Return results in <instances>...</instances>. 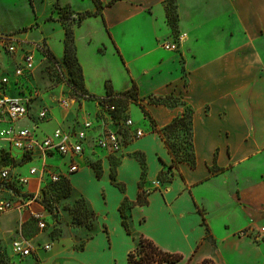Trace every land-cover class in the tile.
<instances>
[{
	"label": "crops",
	"instance_id": "1",
	"mask_svg": "<svg viewBox=\"0 0 264 264\" xmlns=\"http://www.w3.org/2000/svg\"><path fill=\"white\" fill-rule=\"evenodd\" d=\"M100 1L104 5L100 13L93 2L88 3L84 9L96 14L72 28L75 56L90 98L78 100L68 92H60L58 97L44 92L34 53L37 46L24 39L25 33L16 35L17 51L12 54L0 45V76L10 77L7 94L38 90L28 118L16 122V127L32 129L37 138H43L57 128L74 134L86 121L92 122L83 154L74 158L77 171H68L71 156L56 152L45 159L32 155L26 172L14 170L29 178L21 186L27 194L40 192L50 173L67 178L97 218L94 233L80 248L73 246L79 240L73 236L45 250L43 246L51 243L40 230L31 239L42 251L35 264H128L129 254L142 237L181 256L164 264H202L205 260L264 264V233L260 232L264 227V0H174L175 26L167 19L169 0H117L109 6L110 0ZM56 24L59 36L54 39L52 29L41 28L40 41L61 59L65 31L61 22ZM145 28L151 34L152 47L130 58L124 39L141 44ZM177 34L185 35L178 50L159 46ZM55 40L57 45L52 43ZM29 53L34 55V70L15 76V69ZM142 56L152 60L138 70L136 63ZM114 65L127 79L123 87H117ZM132 86H137L138 102L146 111L137 101L114 100L118 112L115 120L106 122L108 114L100 102ZM148 96H172L184 104H156ZM63 98L69 100L67 107L61 104ZM187 107L193 111L194 165L185 159L184 151L175 163L162 135ZM44 108L47 117L40 119L38 114ZM126 118H131L133 128L142 129L144 136L132 138V132L123 126ZM8 125L0 121V129ZM106 129L124 134L119 153L94 145ZM2 148L17 161L25 159L6 141H0ZM31 168H37L38 173L29 175ZM11 192L8 188L2 194ZM32 208L33 204L28 207L30 217ZM16 212L21 213L5 214ZM20 228L14 217L0 216V250L1 244L10 242L6 232L18 236ZM242 231L250 234L242 237ZM259 235L261 239L255 240ZM18 259L29 260L16 264H33L34 256Z\"/></svg>",
	"mask_w": 264,
	"mask_h": 264
},
{
	"label": "rangeland",
	"instance_id": "2",
	"mask_svg": "<svg viewBox=\"0 0 264 264\" xmlns=\"http://www.w3.org/2000/svg\"><path fill=\"white\" fill-rule=\"evenodd\" d=\"M92 2L93 0H0V35H6V34L18 35L19 33H25L22 34L24 39L26 38V40L28 39V41L35 43L37 49L35 48L36 51H34V53L35 55L38 56L37 65L39 67L38 69L41 70L40 71L41 83L43 85V88L45 89L44 92H49L51 96L58 97L60 92L63 93L68 92L71 97L76 98L78 100L82 98L87 99L86 97L87 95H81L82 93L77 91L80 90L81 85L79 84L74 85L72 82L69 81L70 73H69V68L65 63V56H64L65 44H64V55L61 59H58V57L52 53V51L45 45V43L40 41V37L42 35L41 28H43L44 30L52 29L50 31V34L53 35L54 39L59 36V30H60V26L56 24V21L61 22V28H63L64 31L66 24L73 32L72 29L73 26L81 22L79 21L80 15H83L86 12H90L84 8L89 7L88 3H92ZM100 12L101 10H99V13ZM167 19L168 21L170 20V24L172 23V25L175 26L177 17H176L174 0H169ZM95 29L97 28H93L92 30ZM145 30L147 31V34L145 33L146 36H142L140 40L141 44H139L140 42L135 43L133 41H129L128 39H124L123 45H125L126 48H128L127 50L131 52L129 54L130 58L133 57V53L134 54L136 53V56H138L139 53L144 54L146 52V48L152 47L151 34L147 28H145ZM99 31L101 32V30ZM180 36H183L181 41L183 42L185 40V35L177 34V36L174 39H165L161 41L159 46L162 47L163 44L165 43L168 42L171 43L172 40L174 42L178 41ZM96 38H98V35L96 36ZM99 40L100 41L104 40V38L100 37ZM64 41H65V37H64ZM52 43L54 45H57L58 40H55ZM105 46H106V42H104L102 47L104 48ZM139 46L144 48L141 49ZM72 47H73V54L71 55V57L75 56L74 41ZM49 54H52L53 58H51ZM90 54L92 53H88L87 56L90 57ZM151 60L152 58L150 56L147 57L142 56V58L138 60L139 63H136L137 64L136 69L138 70H142V68L144 69L146 63L151 62ZM109 66L111 67L110 64ZM74 71H75L76 79L79 83L80 71L76 65H74ZM112 72L117 78L118 81L117 87L125 86L127 79L123 75L122 71L119 70L117 65L116 66L114 65V69ZM12 84H14V80H12ZM62 84L67 87H62ZM20 90L21 91L15 92L14 98L20 99L22 97L21 94L29 95L26 91L22 89ZM28 91L31 92L32 90H28ZM117 96L118 97L121 96L120 99H116L117 101L118 100L122 102H124L125 100L137 101V105L140 106V108L143 109V111H146L141 106L142 105L141 102H138L139 100L141 101V99L138 96L137 86H132L129 90L120 92L119 94H117ZM131 96H133L132 97L133 99L131 98ZM155 98H156L155 96L147 97V99H149L150 102L154 101ZM171 103L172 105L175 104L179 105L181 102L178 100L177 102L170 101V104ZM174 131L176 130L164 131L162 133L163 139L166 140L168 143L178 146L179 148L181 142H183L184 140L181 137L179 138L181 134H176L174 133ZM184 146H186V144H184ZM12 158L14 159L10 161L11 167L14 168L15 170L20 169L23 172L27 171V167L31 166L30 163H32V160L34 159L31 158V156L28 157L26 156L25 159L21 161H17L19 159L16 158L17 159L16 160L15 157L13 156ZM26 164L27 166H25ZM45 169L46 168L44 167V171ZM37 173L38 171L36 172V174ZM50 179L48 177L44 178L43 182L41 183L42 185L40 192H38L37 194L27 195L29 199L33 200L29 204V206L33 204L32 209L34 211L31 212H39L43 215L45 222V227L43 229L39 227L38 221L32 215L30 217L29 215L30 213L28 211L29 206L26 208V211L25 210L22 211L23 209L22 210L17 209V211L21 213L16 212L12 215L5 213L0 214L1 217H14L15 220L18 221L21 227L20 231L17 232L18 236L15 235L16 237L13 236L12 233L13 231L6 232L7 236H9L10 238V242H8V245H5L4 243H3L4 245L1 244L0 264H16L29 260V259L23 260L18 258H16L15 260L12 259L13 255L11 253V244L14 240L21 239L22 238L21 236H23L24 239L30 241L31 244L33 245L34 249L32 253L35 260L32 259V262L33 264H35L37 263L39 253L42 251L38 249L37 246L38 243L31 241V239L35 235L40 234V230H42L43 233L45 234L44 236L47 237V239H49L51 243L50 245H52V243H55L53 244V247L54 245H56L57 241L67 242V240L69 241L72 240L71 237L78 236L79 240L74 242L73 246L75 248H80L82 247L85 239L94 233V227L97 218L93 214V212L91 211L85 200L73 191L70 183L66 180L67 178H63V176H61V179L58 182H54ZM10 181L15 182L16 180L12 176ZM14 184L16 185V187L14 186L16 190L14 189V192H11L12 193L11 197L17 199L18 198L17 194L19 195L20 193L23 194L22 192L24 191H22L19 187H17V182ZM26 218L29 219H27L28 221L24 223L25 222L24 220H26ZM248 233H249L248 231H242L240 232L239 235L244 237L250 234ZM259 237L260 238L258 239H256L257 237H255V240L261 239V235H259Z\"/></svg>",
	"mask_w": 264,
	"mask_h": 264
},
{
	"label": "built area",
	"instance_id": "3",
	"mask_svg": "<svg viewBox=\"0 0 264 264\" xmlns=\"http://www.w3.org/2000/svg\"><path fill=\"white\" fill-rule=\"evenodd\" d=\"M183 36H180L178 41H172L171 43L163 44V48L167 51L178 50ZM0 45L4 47L5 52L12 54L17 51L18 39L15 34L0 35ZM34 55L33 53L25 54L23 58V65L15 69L14 75L22 77L27 73H31L34 70ZM10 83V77L8 75L0 76V121H6L9 125L0 129V141H6L9 147L23 154V157L40 154L44 159L50 153H58L62 156H71L72 162L69 165V173H73L78 170L79 165L75 162L74 158L83 154L84 144L88 141V131L92 128V122L86 121L82 128L76 132L71 133L61 128H57L54 132L43 138H37L32 129L26 127H16L15 123L29 116V106L34 97L38 95V90H32L29 95H22L20 99L14 98V95L7 94V87ZM121 96L108 97L100 102V104L107 111L108 116L105 117L107 122L108 118L115 120V116L119 107L113 101L120 99ZM68 99L63 98L61 104L64 107L68 106ZM38 117L45 119L47 117V109H42ZM123 126L132 132V138H140L144 136L145 132L140 128H133L134 123L131 118H126L123 122ZM124 136V134H123ZM123 136L121 132L116 130L106 129L94 140V145L103 150H107L110 153H119L123 145ZM12 157L11 152L6 149H0V159L3 157ZM5 161V159H3ZM14 168L11 166L0 167V184H5L11 180L13 176L21 186L28 183L29 178L27 176H20L14 172ZM37 168H31L29 175H35ZM50 178L54 182H58L61 176L55 173H50ZM3 189L0 190V214L8 213L14 210L26 209L33 201L24 196L27 193L22 192L17 194L18 198L4 196ZM32 216L38 221V225L41 229L45 227L43 215L39 212H32ZM261 232L264 233V227L261 228ZM45 250L51 248L50 244H45ZM33 245L30 241L21 238L14 240L11 244V253L14 257L25 258L32 254Z\"/></svg>",
	"mask_w": 264,
	"mask_h": 264
},
{
	"label": "trees",
	"instance_id": "4",
	"mask_svg": "<svg viewBox=\"0 0 264 264\" xmlns=\"http://www.w3.org/2000/svg\"><path fill=\"white\" fill-rule=\"evenodd\" d=\"M115 1L116 0H110L107 3V6L112 5ZM93 2L95 3V5L97 6V9H99V10L104 7L103 3L100 0H93ZM95 14L96 13L86 12L85 14L80 15L79 21H81L85 17L94 16ZM64 44H65V55H64L65 56V63L67 64V66L69 68V73H70V80L69 81L72 82L74 85H76V84L81 85L80 90H77V91L81 92L82 93L81 95H87L86 97L90 98L91 96L88 94V92L84 86V78H83V74L81 71V67L79 64H77L78 63L77 58H76V56L71 57V55L73 54V47H72L73 32L69 28V26H67L66 24H65V41H64ZM49 55L51 58H53L52 54H49ZM74 65H76L80 71L79 83L76 79V75H75V71H74ZM74 91H76V90H74ZM132 97L133 96H131V98ZM174 100H175V102L178 101L177 98H174L172 96H166V97H157V98H155V100L153 102L156 104L172 105V103L170 104V101H174ZM181 103L184 104L183 102H181ZM192 114H193V111L187 107L185 110V114L183 116L175 119L171 124H169L168 126H166L163 129V132L166 130H176V131H174V133L181 134V136H179V138L181 137L184 140L183 142H181V145L179 146V148H178V146H175L174 144L168 143L165 140L170 152L172 153V155L175 158V163L181 160L180 159L181 158L180 152L184 151L185 159L188 160L192 165L195 164V155H194L193 144H192ZM184 144H186V146H184ZM3 159H5V161H3ZM3 159L2 158L0 159V167L1 166H7V165L11 166L10 161L13 160L14 158L4 156ZM16 182H17V187H19L21 189L22 188L21 185L16 180L15 182L8 181L5 184H0V190L1 189L4 190V189L9 188L14 192V189H15L14 186L16 187V185L14 183H16ZM24 196L27 197L26 194H24ZM125 226H126V223H125ZM128 232H130V231L128 230ZM180 259H181V256H179L177 254L165 252V251L161 250L151 240L142 237L140 239L137 247L129 254L128 264H164L165 262L174 263ZM202 264H214V263L211 260H205Z\"/></svg>",
	"mask_w": 264,
	"mask_h": 264
}]
</instances>
